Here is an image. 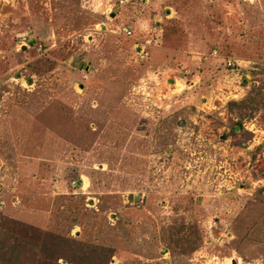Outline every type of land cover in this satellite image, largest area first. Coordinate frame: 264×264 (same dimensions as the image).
Returning <instances> with one entry per match:
<instances>
[{
  "label": "rangeland",
  "instance_id": "obj_1",
  "mask_svg": "<svg viewBox=\"0 0 264 264\" xmlns=\"http://www.w3.org/2000/svg\"><path fill=\"white\" fill-rule=\"evenodd\" d=\"M253 88L264 0H0V264H70L48 232L264 264V118L234 136L228 107Z\"/></svg>",
  "mask_w": 264,
  "mask_h": 264
},
{
  "label": "trees",
  "instance_id": "obj_2",
  "mask_svg": "<svg viewBox=\"0 0 264 264\" xmlns=\"http://www.w3.org/2000/svg\"><path fill=\"white\" fill-rule=\"evenodd\" d=\"M229 112L231 115L237 117V121L233 122L231 129L232 135L238 134V129L243 131V120H253L256 115L261 114L264 118V93L259 88H253L248 95L241 101L228 102ZM247 135L252 137V134L246 132ZM238 144L243 145V141H238ZM76 223V222H75ZM11 231V230H10ZM179 232V231H178ZM44 236V233H42ZM41 234L39 238H41ZM178 252L177 255H183L185 252L183 246L187 247V240L180 243L181 240L177 238ZM18 241L16 233L12 234L8 230L0 229V257L6 255H16L17 250L14 243ZM44 246H49L57 249L61 247L65 252L66 258L70 260V264H110L115 251L113 248L101 246L90 242H81L73 238H66L60 233L48 232L45 235ZM68 253V254H67ZM55 255V254H54Z\"/></svg>",
  "mask_w": 264,
  "mask_h": 264
},
{
  "label": "built area",
  "instance_id": "obj_3",
  "mask_svg": "<svg viewBox=\"0 0 264 264\" xmlns=\"http://www.w3.org/2000/svg\"><path fill=\"white\" fill-rule=\"evenodd\" d=\"M229 65H231V64H229Z\"/></svg>",
  "mask_w": 264,
  "mask_h": 264
}]
</instances>
